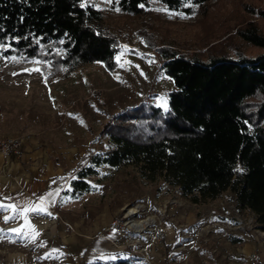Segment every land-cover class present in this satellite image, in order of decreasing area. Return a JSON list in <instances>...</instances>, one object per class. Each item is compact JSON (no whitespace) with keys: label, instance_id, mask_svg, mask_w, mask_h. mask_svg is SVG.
<instances>
[{"label":"rangeland","instance_id":"374dc122","mask_svg":"<svg viewBox=\"0 0 264 264\" xmlns=\"http://www.w3.org/2000/svg\"><path fill=\"white\" fill-rule=\"evenodd\" d=\"M81 2L101 12L102 26L117 40L112 70L97 62L63 76L41 57L27 60L19 54L3 53L5 46H0V137L22 136L24 141L61 149V155L65 150L71 156L72 173L105 148L104 131L116 121H122L134 134L141 128L149 133L151 122L160 121L152 117L149 107L165 110L166 95L173 88L171 79L161 71L162 49L202 60L221 55L253 57L262 52L241 40L237 31L254 23L264 35V21L257 14L264 9V0H209L193 7L189 15L150 0L139 16L120 13L106 0ZM165 10L177 14L169 15ZM158 128L152 134L164 133V128ZM102 171L106 177L89 180L94 192L78 197L68 207L73 218L83 213L82 227L75 232L98 235L119 252V259L143 264L131 258L127 249L116 248L124 239L109 236L106 228L136 203L162 208L172 197L166 196L170 189L160 181H141L131 168ZM173 196L178 204L165 210L160 222L165 240L153 251V264L163 259L167 241L179 243L177 248L184 251L176 258L178 264H249L251 255L259 258L258 264H264V231L250 213L234 207L225 197L196 206L178 194ZM69 201L64 197L61 205L65 207ZM177 233L186 239L176 238ZM229 234L244 242L230 244Z\"/></svg>","mask_w":264,"mask_h":264},{"label":"trees","instance_id":"16d2710c","mask_svg":"<svg viewBox=\"0 0 264 264\" xmlns=\"http://www.w3.org/2000/svg\"><path fill=\"white\" fill-rule=\"evenodd\" d=\"M149 1L111 0L120 13L133 16L142 15ZM156 1L189 15L209 0ZM257 14L264 21V9ZM237 35L262 52L202 60L162 49L161 71L173 88L165 110L149 107L160 121L151 122V134L142 128L134 134L122 121L105 129V148L89 157L63 195L76 199L94 192L89 180L106 177L103 169L131 168L141 181H160L170 189L166 195L178 194L196 206L225 197L264 231V35L254 23ZM117 44L102 26L101 12L81 0H0L3 53L41 57L63 76L97 62L112 70ZM158 125L164 128L160 136L152 134ZM227 239L244 242L231 234Z\"/></svg>","mask_w":264,"mask_h":264},{"label":"crops","instance_id":"0c3cea01","mask_svg":"<svg viewBox=\"0 0 264 264\" xmlns=\"http://www.w3.org/2000/svg\"><path fill=\"white\" fill-rule=\"evenodd\" d=\"M38 144L28 139L21 146L20 156L5 159L0 155V205L6 208L16 206L15 213L0 211V264H39V261L97 264L120 260L119 256L116 257L119 252L112 249L104 238L75 232L82 227L83 213L73 218L68 207L75 199L63 195L69 180L77 172L72 173L70 153L63 150L61 155V149ZM64 197L70 198L65 207L61 205ZM154 199L157 201L156 195ZM41 202L45 211H30L26 216L22 213L24 208L39 206ZM5 217L12 218L5 222ZM28 225L35 229L34 239ZM163 225L168 228L167 224ZM83 228L88 230L85 226ZM14 229L23 231L16 234ZM176 238L186 239L179 234ZM191 242L195 244L196 240ZM178 246L179 243L165 242V259L157 260V264H171V260L178 264L176 258L184 253ZM131 258L146 264L135 256ZM153 259L156 261L155 257Z\"/></svg>","mask_w":264,"mask_h":264},{"label":"built area","instance_id":"2783aa9c","mask_svg":"<svg viewBox=\"0 0 264 264\" xmlns=\"http://www.w3.org/2000/svg\"><path fill=\"white\" fill-rule=\"evenodd\" d=\"M24 137H0V155L8 159L22 153ZM176 197L165 200L162 208L144 202L136 203L124 209L123 214L106 228L109 236L123 237V242L116 245L120 250L127 249L131 256L141 259L146 264H153V251L165 240V232L160 225L168 206L177 203ZM258 257L251 255L249 264H258Z\"/></svg>","mask_w":264,"mask_h":264},{"label":"snow or ice","instance_id":"6c2138e0","mask_svg":"<svg viewBox=\"0 0 264 264\" xmlns=\"http://www.w3.org/2000/svg\"><path fill=\"white\" fill-rule=\"evenodd\" d=\"M106 2H111V0H106ZM186 6H191V5H188L186 4ZM167 12V14L169 15H176L177 13H172L168 10H165ZM181 15L182 18H187V17H184L183 14H179ZM118 60H119V57H118ZM238 171H240V169H237ZM3 210H6V211H12L13 213H15L16 211V206L14 205H10V206H7V208L4 206V205H0V211H3ZM30 211H36V212H43L45 211L44 207H43V202H41V204L39 206L37 205H32L30 207H27V208H24L22 210V213L26 216L28 212ZM12 217H5V222H7L9 219H11ZM30 231H32L33 233V239L35 238V229H32L30 225H28ZM16 234H20L23 229H14L13 230ZM113 259H115V257H113Z\"/></svg>","mask_w":264,"mask_h":264}]
</instances>
